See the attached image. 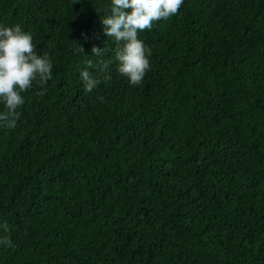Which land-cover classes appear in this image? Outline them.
I'll use <instances>...</instances> for the list:
<instances>
[{"label":"trees","instance_id":"1","mask_svg":"<svg viewBox=\"0 0 264 264\" xmlns=\"http://www.w3.org/2000/svg\"><path fill=\"white\" fill-rule=\"evenodd\" d=\"M110 8L0 0V26L53 63L0 126V264H264V0H184L139 32L136 86L103 34Z\"/></svg>","mask_w":264,"mask_h":264},{"label":"clouds","instance_id":"2","mask_svg":"<svg viewBox=\"0 0 264 264\" xmlns=\"http://www.w3.org/2000/svg\"><path fill=\"white\" fill-rule=\"evenodd\" d=\"M183 3L184 0H111L110 15L101 18L103 34L118 45L114 53L117 71L127 77L131 85L141 84L150 70L151 49L138 38L139 32L150 31L153 22L176 15ZM32 41V35L19 25L0 26V103L5 109L0 112V126L5 128L16 126L17 109L25 102L22 93L32 89L34 84L45 85L52 78L53 63L49 54H38ZM80 50L84 51L82 47ZM91 51L99 57L104 49L93 46ZM112 62L98 61L100 70H107ZM87 65L88 68L97 66L91 60ZM80 76L88 92L100 83L88 70L82 71ZM110 78L105 76V80ZM4 227L7 230V226ZM2 242L11 245L7 238Z\"/></svg>","mask_w":264,"mask_h":264}]
</instances>
